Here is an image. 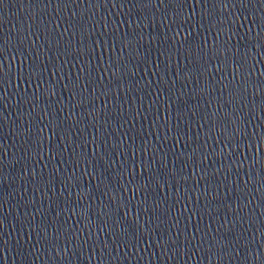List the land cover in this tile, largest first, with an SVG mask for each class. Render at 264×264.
Here are the masks:
<instances>
[{
    "label": "water",
    "instance_id": "1",
    "mask_svg": "<svg viewBox=\"0 0 264 264\" xmlns=\"http://www.w3.org/2000/svg\"><path fill=\"white\" fill-rule=\"evenodd\" d=\"M0 264H264V0H0Z\"/></svg>",
    "mask_w": 264,
    "mask_h": 264
}]
</instances>
